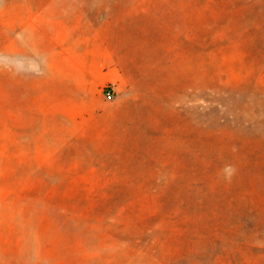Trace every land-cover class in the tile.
<instances>
[{"label":"rangeland","instance_id":"374dc122","mask_svg":"<svg viewBox=\"0 0 264 264\" xmlns=\"http://www.w3.org/2000/svg\"><path fill=\"white\" fill-rule=\"evenodd\" d=\"M120 2L124 75L72 83L0 0V264H264V0Z\"/></svg>","mask_w":264,"mask_h":264},{"label":"crops","instance_id":"0c3cea01","mask_svg":"<svg viewBox=\"0 0 264 264\" xmlns=\"http://www.w3.org/2000/svg\"><path fill=\"white\" fill-rule=\"evenodd\" d=\"M11 7L13 13L28 9L39 16L35 23L30 21L28 49L24 40L15 49L12 37L9 59L15 55L28 58L33 65L45 67L47 73L65 76L72 83L91 82L96 78L116 80L124 75L120 60L125 43L120 36L126 26L125 3L120 0H11ZM11 68L14 72L13 63Z\"/></svg>","mask_w":264,"mask_h":264},{"label":"trees","instance_id":"16d2710c","mask_svg":"<svg viewBox=\"0 0 264 264\" xmlns=\"http://www.w3.org/2000/svg\"><path fill=\"white\" fill-rule=\"evenodd\" d=\"M117 196V200L119 199V201H122L124 198H127V200L124 202H121L123 205L124 204H126V203H132L133 201V197L132 196H127V195H112V197L111 198H113V197H116ZM138 199L140 200V198H139V196H138ZM122 204H120V205H122ZM183 228H184V226H183ZM213 229L214 230H216V227L214 226L213 227ZM143 230L146 232V233H152L153 232V230H154V228H152V227H150V226H147V227H144L143 228ZM184 231L186 232V230H185V228H184ZM149 244H152V242H150Z\"/></svg>","mask_w":264,"mask_h":264},{"label":"built area","instance_id":"2783aa9c","mask_svg":"<svg viewBox=\"0 0 264 264\" xmlns=\"http://www.w3.org/2000/svg\"><path fill=\"white\" fill-rule=\"evenodd\" d=\"M104 95H105L106 99L112 100L114 98V90L111 88H108V89L104 90Z\"/></svg>","mask_w":264,"mask_h":264},{"label":"clouds","instance_id":"9594fccd","mask_svg":"<svg viewBox=\"0 0 264 264\" xmlns=\"http://www.w3.org/2000/svg\"><path fill=\"white\" fill-rule=\"evenodd\" d=\"M234 169L231 166H226L224 169V173H225V178H230L232 173H233Z\"/></svg>","mask_w":264,"mask_h":264}]
</instances>
